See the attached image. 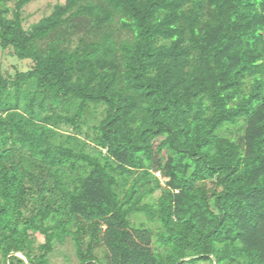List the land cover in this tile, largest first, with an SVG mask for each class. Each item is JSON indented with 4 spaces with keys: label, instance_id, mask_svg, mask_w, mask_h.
Here are the masks:
<instances>
[{
    "label": "trees",
    "instance_id": "trees-1",
    "mask_svg": "<svg viewBox=\"0 0 264 264\" xmlns=\"http://www.w3.org/2000/svg\"><path fill=\"white\" fill-rule=\"evenodd\" d=\"M0 0V264H264V0ZM158 173V175H157ZM42 238V240H41Z\"/></svg>",
    "mask_w": 264,
    "mask_h": 264
},
{
    "label": "rangeland",
    "instance_id": "rangeland-1",
    "mask_svg": "<svg viewBox=\"0 0 264 264\" xmlns=\"http://www.w3.org/2000/svg\"><path fill=\"white\" fill-rule=\"evenodd\" d=\"M58 2L64 3L65 0H34L25 8L24 11V17L26 18V22L24 24L25 28H29L31 25L38 23L45 16L50 15L53 7ZM0 56H2L4 68L11 73L14 72L15 67H18L22 71H26L28 69L27 66L29 63L27 61H21L15 57H11L9 54L3 53L1 48ZM51 264H79L72 244L68 243L63 247L59 246L51 258Z\"/></svg>",
    "mask_w": 264,
    "mask_h": 264
}]
</instances>
